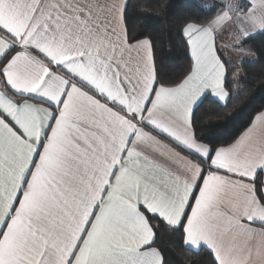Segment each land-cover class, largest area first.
<instances>
[{
    "label": "snow or ice",
    "instance_id": "1",
    "mask_svg": "<svg viewBox=\"0 0 264 264\" xmlns=\"http://www.w3.org/2000/svg\"><path fill=\"white\" fill-rule=\"evenodd\" d=\"M161 7L0 0V264H264V105L226 143L198 116L248 90L264 0L191 2L174 81Z\"/></svg>",
    "mask_w": 264,
    "mask_h": 264
},
{
    "label": "trees",
    "instance_id": "2",
    "mask_svg": "<svg viewBox=\"0 0 264 264\" xmlns=\"http://www.w3.org/2000/svg\"><path fill=\"white\" fill-rule=\"evenodd\" d=\"M191 2L202 4L204 0H153L154 5L159 3L163 6L158 13H151V30L164 42L163 48L158 50V68L164 78L170 81L179 79L187 69V56L177 37L176 27L180 16L184 12L192 10L189 8ZM136 3L137 0H133V4ZM255 45L258 49H264L262 41H256ZM245 74L248 79L240 87L243 88L247 85L248 90L243 93L239 102L234 105L229 104L227 108L209 104H205L201 108L198 116L202 119L209 112L218 114V118H213L211 123L204 120L201 125L202 134L206 137L217 139L220 143L228 142L240 124L236 117L242 114L246 115L253 108L264 105V59L244 60L240 75ZM176 239L178 237L170 236L167 233L161 234V240L166 244ZM185 255L191 258L193 264H204L206 260L205 253H201L199 257L192 256L191 253ZM174 258L182 259L179 253H174Z\"/></svg>",
    "mask_w": 264,
    "mask_h": 264
},
{
    "label": "crops",
    "instance_id": "3",
    "mask_svg": "<svg viewBox=\"0 0 264 264\" xmlns=\"http://www.w3.org/2000/svg\"><path fill=\"white\" fill-rule=\"evenodd\" d=\"M232 58H237V56L233 55ZM252 57L245 56L243 57V60H250Z\"/></svg>",
    "mask_w": 264,
    "mask_h": 264
},
{
    "label": "rangeland",
    "instance_id": "4",
    "mask_svg": "<svg viewBox=\"0 0 264 264\" xmlns=\"http://www.w3.org/2000/svg\"><path fill=\"white\" fill-rule=\"evenodd\" d=\"M235 63H239V58H232Z\"/></svg>",
    "mask_w": 264,
    "mask_h": 264
}]
</instances>
